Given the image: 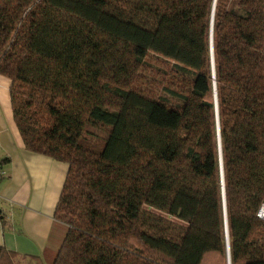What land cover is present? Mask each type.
Returning a JSON list of instances; mask_svg holds the SVG:
<instances>
[{"label": "trees", "instance_id": "obj_1", "mask_svg": "<svg viewBox=\"0 0 264 264\" xmlns=\"http://www.w3.org/2000/svg\"><path fill=\"white\" fill-rule=\"evenodd\" d=\"M213 5L0 0L24 146L69 165L51 264H228L223 185L231 264H264V0Z\"/></svg>", "mask_w": 264, "mask_h": 264}, {"label": "crops", "instance_id": "obj_2", "mask_svg": "<svg viewBox=\"0 0 264 264\" xmlns=\"http://www.w3.org/2000/svg\"><path fill=\"white\" fill-rule=\"evenodd\" d=\"M10 83L0 74V247L16 253L22 264H41L47 250L58 251L67 232L55 209L69 165L25 148Z\"/></svg>", "mask_w": 264, "mask_h": 264}, {"label": "water", "instance_id": "obj_3", "mask_svg": "<svg viewBox=\"0 0 264 264\" xmlns=\"http://www.w3.org/2000/svg\"><path fill=\"white\" fill-rule=\"evenodd\" d=\"M216 0H214L213 5V11L215 7ZM213 16H212V23H211V51L213 56ZM213 77L215 78V69H214V63H213ZM214 95L216 100V106H217V91H216V81H214ZM217 125H218V132H219V121H218V111H217ZM220 140V136H219ZM221 176L223 180V171L221 169ZM223 196H224V208H225V228H226V239H227V252H228V264H231L230 260V251H229V241H228V222H227V215H226V204H225V194H224V185H223Z\"/></svg>", "mask_w": 264, "mask_h": 264}, {"label": "rangeland", "instance_id": "obj_4", "mask_svg": "<svg viewBox=\"0 0 264 264\" xmlns=\"http://www.w3.org/2000/svg\"><path fill=\"white\" fill-rule=\"evenodd\" d=\"M56 253H57V250L55 252H52L50 250H47L46 255L41 259V264L44 263L45 260L55 258ZM48 257H51V258H48Z\"/></svg>", "mask_w": 264, "mask_h": 264}, {"label": "built area", "instance_id": "obj_5", "mask_svg": "<svg viewBox=\"0 0 264 264\" xmlns=\"http://www.w3.org/2000/svg\"><path fill=\"white\" fill-rule=\"evenodd\" d=\"M258 216H259V218L264 220V201L262 202V204L258 210Z\"/></svg>", "mask_w": 264, "mask_h": 264}]
</instances>
